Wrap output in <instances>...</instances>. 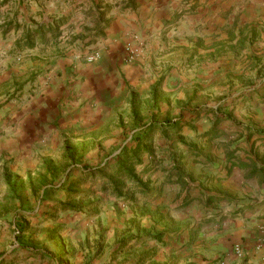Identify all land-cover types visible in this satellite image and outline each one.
Returning <instances> with one entry per match:
<instances>
[{"label":"crops","instance_id":"1","mask_svg":"<svg viewBox=\"0 0 264 264\" xmlns=\"http://www.w3.org/2000/svg\"><path fill=\"white\" fill-rule=\"evenodd\" d=\"M40 30L0 53V92L17 91L1 101L0 154L47 157L66 141L101 156L98 143L124 141L113 156L147 159L156 146V172L140 162L156 183L145 195L189 224L193 253L264 264V0H0V49ZM130 34L147 44L132 63ZM184 105L195 112L182 117ZM182 125L208 149H183Z\"/></svg>","mask_w":264,"mask_h":264},{"label":"rangeland","instance_id":"2","mask_svg":"<svg viewBox=\"0 0 264 264\" xmlns=\"http://www.w3.org/2000/svg\"><path fill=\"white\" fill-rule=\"evenodd\" d=\"M63 23L61 19L53 23L50 33L59 38ZM34 32L26 33L27 42L16 44L11 51L0 49V53L9 56L7 53L29 49L30 39L45 34V30ZM15 92H0V108L1 101L13 100ZM182 108V117L195 112L187 105ZM216 109L228 115L220 106ZM138 128L129 127L126 133ZM193 128L181 126L180 143L182 148L201 153L208 144L192 140ZM2 142L1 152L3 147L10 148ZM89 145L65 141L47 157L36 155L34 150L19 156L22 149L13 151L12 157L0 154V264H221L215 258L206 261L205 253H193L194 244L187 240L192 236L189 224L174 221L172 208L165 213L168 216L159 214L158 208H163L155 204L159 196L147 198L149 187L156 183L148 182L141 163L146 162L151 166L147 170L156 172L155 166L161 162L158 147L154 145L150 158L139 155L136 162L124 165L113 153L130 147V143H113L107 149L98 143L105 151L101 156L89 151ZM166 146L177 149L173 143ZM202 159H187L183 166ZM123 166L121 176H116L118 167ZM126 169H131L141 184L127 175Z\"/></svg>","mask_w":264,"mask_h":264},{"label":"built area","instance_id":"3","mask_svg":"<svg viewBox=\"0 0 264 264\" xmlns=\"http://www.w3.org/2000/svg\"><path fill=\"white\" fill-rule=\"evenodd\" d=\"M146 41L137 35L130 34L129 35V41L124 49V54L126 61L129 63L135 62L138 60V58L145 52L146 49ZM97 59V54H93L87 58L88 62H93ZM260 245L264 246V240L260 241ZM234 252L241 256V250L239 247H235Z\"/></svg>","mask_w":264,"mask_h":264},{"label":"trees","instance_id":"4","mask_svg":"<svg viewBox=\"0 0 264 264\" xmlns=\"http://www.w3.org/2000/svg\"><path fill=\"white\" fill-rule=\"evenodd\" d=\"M28 46H30V45L28 44ZM119 157L124 162V165L125 164H132L133 162H136L138 160V154H137V152H134L130 157L129 156H123V157L118 156V158ZM124 168H125V166L118 167V170L116 172L117 173L116 176H119L120 173L124 171ZM126 174L129 175L130 177H132L133 180H135V182H138L139 184H141V182L137 181V178L133 175L131 169H126Z\"/></svg>","mask_w":264,"mask_h":264}]
</instances>
